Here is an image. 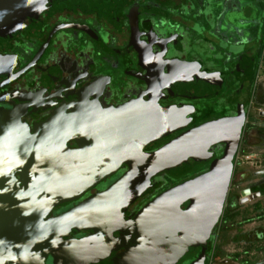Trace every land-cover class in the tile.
Listing matches in <instances>:
<instances>
[{
  "label": "flooded vegetation",
  "instance_id": "obj_1",
  "mask_svg": "<svg viewBox=\"0 0 264 264\" xmlns=\"http://www.w3.org/2000/svg\"><path fill=\"white\" fill-rule=\"evenodd\" d=\"M259 104L264 0L25 5L0 32V264H54L71 250L115 264L122 243L151 251L143 236L166 237L189 204L172 190L207 173L238 134L224 214L241 142L264 121ZM154 153L166 165L148 182ZM133 172L137 194L117 183ZM216 226L174 264L207 255Z\"/></svg>",
  "mask_w": 264,
  "mask_h": 264
},
{
  "label": "water",
  "instance_id": "obj_2",
  "mask_svg": "<svg viewBox=\"0 0 264 264\" xmlns=\"http://www.w3.org/2000/svg\"><path fill=\"white\" fill-rule=\"evenodd\" d=\"M32 2L36 3L37 0H0V32L5 25L15 23L17 20L19 21V12H22L25 5L31 4ZM259 115L264 116V110L259 111ZM174 144H176V142H174ZM237 145L238 134L231 147L225 150L220 159L212 163L210 170L207 173L191 181L182 183L172 190L175 192H188V195L184 196L183 199H189V204L183 210L182 215L175 222L174 226L172 224L168 226V228L173 229L172 232H168L166 237L163 234L159 237L144 235L143 239L152 238L153 245L151 251L145 250V252H136L137 254H134L132 250L134 248L132 245L122 243L119 247H124L125 252L116 257L115 264H174L181 258L184 252L191 250L196 246H203L205 242L210 239L211 231L218 223L222 214L224 199L233 168L232 159ZM164 161L165 158L160 157L158 153H154L147 157V170L143 176L148 182L149 178L156 175L163 167H165L166 164L162 163ZM168 164L173 167L179 166V164L172 163L171 160ZM256 173L261 174L262 171ZM58 176L62 178L55 181L59 182L61 186L64 185V174H58ZM72 178L76 190H80L81 187L78 185L83 183V180L78 179L76 175H72ZM141 178L142 176H139V173L133 172L121 177L117 183L122 184L125 182H134L137 194L138 187L140 186V183H142L140 182ZM190 184L199 187L195 192L196 197L191 192L192 189L189 188ZM164 198L165 195L159 196L151 204L144 207L139 213L138 218L141 219L146 210L150 207L156 206V204ZM80 210L81 206H78L73 212L71 211L65 214V217L70 214H76L80 212ZM65 217L61 220L66 219ZM151 222L153 223L154 220H151ZM135 223H138L137 219L135 220ZM132 235V238L138 237V234ZM155 238H157V242L154 243ZM75 245L81 246L82 244H76L74 242L73 247ZM50 252H53V250ZM69 253L72 256L65 252L63 254V259L61 257V261H59V256H55L54 264H89V259H86L87 256L85 257V254L82 255L80 252L76 251L72 252V250ZM144 255L146 257H144ZM206 256L205 251L201 250V252L189 262V264H205ZM64 259L67 260L64 261ZM90 261H93V259Z\"/></svg>",
  "mask_w": 264,
  "mask_h": 264
},
{
  "label": "rangeland",
  "instance_id": "obj_3",
  "mask_svg": "<svg viewBox=\"0 0 264 264\" xmlns=\"http://www.w3.org/2000/svg\"><path fill=\"white\" fill-rule=\"evenodd\" d=\"M257 108L264 110V104L253 109L254 115ZM248 130L235 163L238 179L211 241L217 248L212 264H220V258L224 264H264V243L259 235L264 233V121L249 125ZM259 171L262 173L257 174Z\"/></svg>",
  "mask_w": 264,
  "mask_h": 264
},
{
  "label": "built area",
  "instance_id": "obj_4",
  "mask_svg": "<svg viewBox=\"0 0 264 264\" xmlns=\"http://www.w3.org/2000/svg\"><path fill=\"white\" fill-rule=\"evenodd\" d=\"M236 161H237V155H236L235 163H236ZM218 228H219V224L216 227L217 231H218ZM215 236H216V234H215ZM216 249H217L216 244L212 242V245H211L210 250H209L208 255H207V259H208L207 264H212L215 261Z\"/></svg>",
  "mask_w": 264,
  "mask_h": 264
},
{
  "label": "crops",
  "instance_id": "obj_5",
  "mask_svg": "<svg viewBox=\"0 0 264 264\" xmlns=\"http://www.w3.org/2000/svg\"><path fill=\"white\" fill-rule=\"evenodd\" d=\"M258 219V218H257ZM263 219V218H262ZM261 221H263V220H261ZM260 221V222H261ZM260 236H261V240H263L262 241V243H264V233L263 232H261V234H259ZM224 256V255H223ZM221 262H225V260H223L222 258H220V260H219V263L220 264H224V263H221Z\"/></svg>",
  "mask_w": 264,
  "mask_h": 264
},
{
  "label": "trees",
  "instance_id": "obj_6",
  "mask_svg": "<svg viewBox=\"0 0 264 264\" xmlns=\"http://www.w3.org/2000/svg\"><path fill=\"white\" fill-rule=\"evenodd\" d=\"M231 207H232V206H230V208H231ZM230 208H229V209H230ZM230 210H231V209H230ZM216 225H218V223H217ZM216 225H215V226H216ZM216 227H217V226H216ZM210 247H211V244H210V246H209V248H208V252H209V250H210ZM208 252H207V254H208ZM206 258H207V256H206ZM206 260L208 261V259H206ZM205 264H207V262H206Z\"/></svg>",
  "mask_w": 264,
  "mask_h": 264
}]
</instances>
